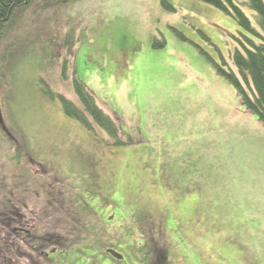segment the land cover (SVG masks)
<instances>
[{
  "label": "rangeland",
  "instance_id": "374dc122",
  "mask_svg": "<svg viewBox=\"0 0 264 264\" xmlns=\"http://www.w3.org/2000/svg\"><path fill=\"white\" fill-rule=\"evenodd\" d=\"M165 1L32 3L9 34L23 49L1 87L0 212L12 199L68 239L47 264H264V126L217 69L234 70L247 33L204 2ZM63 60L127 146L41 93L42 77L78 103Z\"/></svg>",
  "mask_w": 264,
  "mask_h": 264
},
{
  "label": "trees",
  "instance_id": "16d2710c",
  "mask_svg": "<svg viewBox=\"0 0 264 264\" xmlns=\"http://www.w3.org/2000/svg\"><path fill=\"white\" fill-rule=\"evenodd\" d=\"M42 1L48 6L65 0H0V100L1 87L5 86L4 84L9 85V80L7 82V78L5 79L6 73L9 74V68L16 61L13 53H22L23 49V46L20 49L15 47H18L19 43L13 46V41L9 42V34L16 25L21 11L32 3L37 4ZM196 1L209 4L231 17L239 28L247 33V36L243 35V42L236 39L242 50L236 49L231 56L234 70L231 67L229 69L224 67L228 65L226 61L223 67L218 65L217 69L234 87L245 109L256 115L264 126V1L245 0L243 4L255 14L260 32L235 0ZM163 5L172 9L165 0ZM165 45L166 41L160 42L157 36L154 37L153 49H161ZM12 58L13 62H11ZM70 65H73L70 83L78 103L69 99L65 93L54 90L42 77L39 80L41 93L50 101L59 102L64 114L84 129L96 136L102 134L106 137L105 142L107 141L109 147L127 146L129 142L122 134L120 122L99 105L95 94L79 79L73 60L71 62L63 60L61 71L63 79H69ZM0 105L2 110L4 101L1 100ZM0 118H2L1 115ZM4 124L3 120L0 121V131L12 137L13 134L7 127L5 128ZM20 143L23 144L19 145L12 156V160L17 163H22L21 155L25 146L24 142ZM6 205L9 211L5 208L3 212H0V264H47L46 258L49 251L55 249L64 252L69 249L66 246L68 239L63 238L58 231L53 229L50 231L46 228L47 223L45 224L39 217L42 216L41 213L29 211L28 206H20L12 199L11 203ZM21 215L24 220H21ZM88 238L90 241L93 236ZM75 243L78 242L75 241ZM79 245V248L85 247L84 243ZM49 263L57 264L54 261Z\"/></svg>",
  "mask_w": 264,
  "mask_h": 264
},
{
  "label": "water",
  "instance_id": "95a60500",
  "mask_svg": "<svg viewBox=\"0 0 264 264\" xmlns=\"http://www.w3.org/2000/svg\"><path fill=\"white\" fill-rule=\"evenodd\" d=\"M0 121L2 122V118H0ZM108 252H109V253L111 254V256H112L113 258H115V259H123L122 256H119L118 254H115V252H114L113 250H109Z\"/></svg>",
  "mask_w": 264,
  "mask_h": 264
},
{
  "label": "flooded vegetation",
  "instance_id": "af4514ba",
  "mask_svg": "<svg viewBox=\"0 0 264 264\" xmlns=\"http://www.w3.org/2000/svg\"><path fill=\"white\" fill-rule=\"evenodd\" d=\"M56 251H57V250H55V249L49 251V252H48V256H47V258L49 257V254H50V253H52V252H56ZM108 255H109V254H108ZM57 264H59V263H57Z\"/></svg>",
  "mask_w": 264,
  "mask_h": 264
}]
</instances>
